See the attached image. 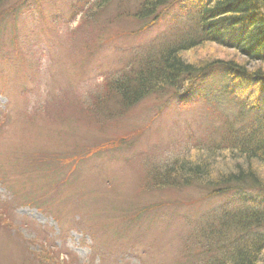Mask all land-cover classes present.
Listing matches in <instances>:
<instances>
[{"label":"rangeland","instance_id":"1","mask_svg":"<svg viewBox=\"0 0 264 264\" xmlns=\"http://www.w3.org/2000/svg\"><path fill=\"white\" fill-rule=\"evenodd\" d=\"M96 1H0V264H198L196 233L233 193L150 192L149 171L216 140L236 105L215 71L162 111L151 96L95 114L107 75L182 23L145 27L131 15L138 0ZM193 53L259 65L215 44Z\"/></svg>","mask_w":264,"mask_h":264},{"label":"trees","instance_id":"2","mask_svg":"<svg viewBox=\"0 0 264 264\" xmlns=\"http://www.w3.org/2000/svg\"><path fill=\"white\" fill-rule=\"evenodd\" d=\"M107 1L112 0L93 3V11ZM174 3L179 11L173 15L166 11ZM132 8L131 15L145 27L160 19L182 23L131 64L107 75L95 114L117 117L151 96L166 100L162 111L168 98L192 96L204 73L217 71L225 80L221 93L236 105L237 122L222 124L216 140L191 142L169 166L151 167L147 190L232 192V205L213 214L196 233L197 263L264 264V0H138ZM204 44L228 48L259 65L248 70L233 58L198 60L193 50ZM114 102L117 107L107 111Z\"/></svg>","mask_w":264,"mask_h":264}]
</instances>
